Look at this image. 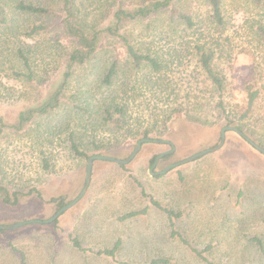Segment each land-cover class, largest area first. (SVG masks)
<instances>
[{
    "label": "rangeland",
    "instance_id": "rangeland-1",
    "mask_svg": "<svg viewBox=\"0 0 264 264\" xmlns=\"http://www.w3.org/2000/svg\"><path fill=\"white\" fill-rule=\"evenodd\" d=\"M20 1L0 0V20H4L0 22V113L10 114L8 121L19 106L37 98L33 88L9 75L10 68L19 69L16 48L31 46L34 83L41 91L54 80L61 62L55 30L26 37L33 24L48 20L16 10ZM23 1L48 7L60 4V0ZM110 2L76 0L75 12L93 29L100 23L102 7ZM220 6L223 24L213 20L208 0H173L168 10L126 26L125 33L135 49L159 58L162 77L152 83L149 72L142 71L123 81L136 88L135 93L127 92L134 96L127 100L124 129H112L101 120L104 102L121 93H116L118 86L111 89L101 84L111 52L100 53L75 68L58 108L35 118L21 133L5 129L0 135V180L26 195L16 206H0V224L51 217L59 208L48 200L62 197L70 202L78 195L90 156L127 157L136 142L125 140L129 137L125 130L146 125L152 116L164 118L177 105L186 106L183 96L190 78L198 86L194 85L197 89L193 92L199 95L196 101L201 100L203 92L199 90L206 85L197 73V45L215 52L213 68L224 77V108L194 107L192 113L198 120H189L185 111L179 116L171 114L165 131L153 135L173 142L175 149L157 162L153 172L215 146L224 126L242 125L264 148V48L256 35L257 26L264 21V1L220 0ZM182 12L191 17L192 27L176 18V13ZM109 48L125 57L119 44ZM39 79L43 83L37 84ZM249 86L259 94L252 115L241 120ZM72 141L88 155H76L71 150ZM95 145L104 146L105 154H92ZM170 149L166 143H144L123 167L95 160L84 195L55 221L0 230V264H21L20 252L26 264H138L153 257L167 258L165 264H264V255L249 240L258 237L264 248V155L228 130L218 149L163 174H151V157ZM43 158L48 161L47 170ZM131 174L162 206L181 212L174 220L175 229L198 249L210 246L203 251L209 263L170 237L166 214L140 195ZM145 206V215L118 220L121 214ZM72 237L79 239L84 251L73 246ZM117 240L114 258L95 253L111 248Z\"/></svg>",
    "mask_w": 264,
    "mask_h": 264
},
{
    "label": "trees",
    "instance_id": "trees-1",
    "mask_svg": "<svg viewBox=\"0 0 264 264\" xmlns=\"http://www.w3.org/2000/svg\"><path fill=\"white\" fill-rule=\"evenodd\" d=\"M111 1L108 6L101 9L102 15L100 18V23L93 29L87 28L86 24L80 20L75 12V2L76 0H60V4L57 7L46 6L40 3L26 2L21 0L15 5V9L21 13H28L32 15H40L48 20L47 23L33 24L29 30L25 32L26 37L33 38L36 35H45L47 33H52L55 30L54 42L59 46V56L60 65L59 71L56 73L54 80L51 84L46 87L47 90H39L34 83L35 74L32 68V62L30 55L33 50L30 45L18 46L15 50V57L19 63V69L10 68V76L17 79L33 88L36 91L37 98L34 102L30 104H23L19 106L20 108L13 114L12 121H8L10 114L0 113V135L5 129L11 128L15 132L21 133L25 131L35 118L38 116L46 115L56 108L59 107L61 99L63 97V91L65 90L69 79L72 77L74 70L78 66H83L94 59H96L100 53H108L109 61L107 66L104 68V73L102 74L101 84L106 88H116L115 97H111L104 102L103 110L101 111L102 123L106 126L108 125L112 129L122 130L127 122V100L133 98L128 92V89L132 90L133 93L136 90L135 86H127V83L123 82L125 79L135 76L139 72H149L148 80L153 83V81L158 80L162 75L159 73L162 69V63L159 58L152 56L148 53L140 52L135 49L128 36L126 35V26L132 22L147 19L151 16H156L171 7L173 0H109ZM257 3H263L264 0H254ZM211 6V15L213 20L217 24H223V16L220 6V0H208ZM174 11V10H173ZM100 12V13H101ZM173 16L175 13L172 14ZM176 18L187 25V27H192L194 25L191 17L186 13H176ZM4 22V20H0ZM256 35L260 41V44L264 48V21L260 23L256 28ZM62 39L64 44L59 42ZM110 44H119L125 57L120 56V51L113 48H109ZM195 55L197 56V69L200 75L203 76V82L206 85L201 91L203 95L200 96L201 100L196 101V96L193 92L198 87L192 78L189 80V86L187 93L183 96L186 100V106L182 107L184 104L177 105L171 108V114L179 116L181 112L185 111L188 115L189 120L193 118L198 120V116H193V110L195 109L204 110L206 106L210 105V108L214 107L217 109L224 108V102L222 100V90L224 77L213 68V61L215 58V52L211 48H205L203 45L195 46ZM157 79H154V76ZM152 79V80H151ZM128 80V79H127ZM43 79H39L36 83H43ZM121 83H125L124 85ZM196 85V87L194 86ZM204 85V86H205ZM148 89H153V86ZM259 94V91L252 89V86L248 87L247 90V107L241 113L240 119L244 120L250 117V113L253 112L254 102ZM214 96V97H212ZM119 98V100H117ZM217 98V99H216ZM204 99V100H202ZM201 101V102H200ZM79 109V108H78ZM170 114V115H171ZM168 115L164 118H150L148 123L144 126H137L135 129L125 130L129 137H126V141L130 139L133 142H137L140 138H154V135L159 136L167 128L169 119L171 116ZM198 117V118H197ZM195 120V121H196ZM233 127L239 128L245 134L255 142V138L252 134L247 133L240 124H235ZM252 133V132H251ZM254 134V133H253ZM253 136V137H252ZM156 137V136H155ZM129 138V139H127ZM123 144H126V141ZM260 145V143H258ZM71 150L78 156L88 155L83 151L79 150L74 141L71 143ZM104 146L95 145L92 148V154L100 151L103 153ZM105 154V153H103ZM126 157V156H125ZM125 157L119 158L124 159ZM154 156L151 157L150 163H152ZM123 167V165H121ZM43 168L48 169V161L43 158ZM131 179L134 181L135 185L140 191V195L143 198L149 199V202L153 204L156 208L164 212L168 218L170 226V237L176 238L182 244L187 245L189 250L193 252L198 258L203 261H207L204 256L203 251L208 250L210 246L204 249H198L193 246L179 231L175 229L174 220L181 216L180 211H175L171 208L162 206L156 199H154L149 193H147L141 183V181L134 175L131 174ZM26 194L18 190H12L0 180V206L12 207L18 205L22 198ZM48 201L53 202L57 208L65 205L66 201L62 197H51ZM147 212V206L142 207L137 210H132L121 214L118 220H125L135 216L145 215ZM264 222V219L262 220ZM73 246L77 249L84 251L85 248L81 246L78 238H70ZM250 241L254 242L260 252L264 255V248L261 240L258 237H250ZM119 247V240L111 248H101L95 253L98 255H105L114 258L116 251ZM21 264H26L25 257L22 252H20ZM167 258L153 257L149 261L138 263V264H165L167 263ZM122 264H131L128 262H122ZM210 264V263H209Z\"/></svg>",
    "mask_w": 264,
    "mask_h": 264
},
{
    "label": "water",
    "instance_id": "water-1",
    "mask_svg": "<svg viewBox=\"0 0 264 264\" xmlns=\"http://www.w3.org/2000/svg\"><path fill=\"white\" fill-rule=\"evenodd\" d=\"M231 130L234 131L236 134H238L241 138H243L247 143H249L252 147H254L256 150H258L259 152H261L264 155V148L260 145H258L256 142H254L247 134H245L243 131H241L239 128L237 127H233V126H224L221 128L220 131V137L219 140L217 142V144L211 148L199 151L197 153H194L186 158H184L183 160H180L178 162H174L172 164L167 165L165 168H163L161 171L159 172H153V168L155 167V165L157 164V162L164 157L167 154H170L174 149L175 146L173 144V142L167 140V139H160V138H140L139 140H137L133 150L129 153V155L124 158V159H119L113 156H108V155H102V154H95L92 155L88 158L87 160V165H86V170H85V181H84V185L82 187V189L80 190V192L78 193V195L71 200L70 202L66 203L65 205H63L62 207H60L51 217H49L48 219L45 220H39V219H27V220H22L19 222H15L12 224H0V230H10V229H14L17 227H21L24 226L26 224H31V223H51L53 221H55L57 219L58 216H60L64 211H66L67 209L71 208L75 203H77L82 196L84 195L89 182H90V177H91V172H92V165L93 162L95 160H105V161H110V162H114L120 165H125L127 163H129L136 155L137 153L140 151L142 145L144 143H166L169 144L171 146L170 150H166L164 152L158 153L154 156L153 161L151 163L150 166V172L151 174H163L183 163H187L190 161H193L195 159H197L198 157L210 152V151H214L216 149H218L223 141H224V137H225V133L226 131Z\"/></svg>",
    "mask_w": 264,
    "mask_h": 264
}]
</instances>
